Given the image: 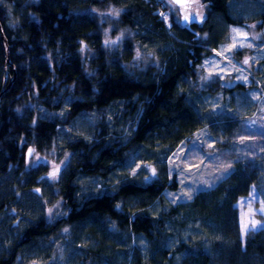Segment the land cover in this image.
<instances>
[{
	"label": "trees",
	"instance_id": "trees-1",
	"mask_svg": "<svg viewBox=\"0 0 264 264\" xmlns=\"http://www.w3.org/2000/svg\"><path fill=\"white\" fill-rule=\"evenodd\" d=\"M160 8L156 0H0V23L11 63L5 70L0 44V228L13 222L10 210L27 208V189L36 184V174L25 168L27 150L47 148L58 128L80 113L98 114L89 139L79 136L67 145L73 160L56 187L66 211L56 220L41 217L30 222L14 236L10 251L0 255V264H11L19 247L36 238H57L65 226L77 229L79 224L90 231L114 226L124 236L143 235L144 253L125 249L127 257L131 253L129 264H171L175 256L178 264H264V229L242 237L235 207L258 176L264 178V146L255 150L262 160L259 167H236L186 204L165 202L164 193L177 186L167 181L164 171L149 181L130 180L102 195L74 199L79 178L105 175L128 160L134 147L155 140L164 153L202 127L207 118L196 100L206 90L227 93L228 87L220 88L218 80L209 77L194 89L203 57L197 53L218 48L229 27L241 25L251 31V26L264 23V10L243 22L231 17L226 7H207L199 29L202 46L195 48V34L179 30L171 19L168 28ZM112 10L118 12L109 17ZM106 20L126 30L123 45L129 52L135 40L142 43L139 38L158 42L154 56L145 58L140 69L128 67L127 56L114 55L103 46ZM113 104L119 107L116 113L108 111ZM42 108L56 114L42 116ZM119 122L121 127L116 128ZM222 123V133H228L230 121ZM185 219L201 223L206 239L170 247L162 234L167 237L172 223L184 226ZM101 238L87 250L90 264L112 250L105 236Z\"/></svg>",
	"mask_w": 264,
	"mask_h": 264
},
{
	"label": "rangeland",
	"instance_id": "rangeland-1",
	"mask_svg": "<svg viewBox=\"0 0 264 264\" xmlns=\"http://www.w3.org/2000/svg\"><path fill=\"white\" fill-rule=\"evenodd\" d=\"M203 2L204 0L191 2V7L186 11L187 15L195 14L199 22L200 19L204 20L207 7L202 5ZM171 5L172 7L159 5L168 28L171 26L169 18L176 26L181 12L180 7L176 10L177 7L172 3ZM263 10L264 7H228L230 16L243 22L256 18ZM117 12L118 10H112L109 17L115 16ZM167 31L172 38L177 39L171 30ZM126 33V30L114 28L113 23L106 20L103 28V46L114 55L127 56L128 67L140 69L142 63L146 61L145 58L154 56L153 51L158 48L159 43L146 42V39L137 36L142 43L135 40L129 52L123 45ZM106 41L109 43L106 44ZM112 41L115 43H111ZM168 51L174 53L173 49ZM175 51L177 52V49ZM197 54L203 57L198 66V78L194 89L207 82L209 77L217 79L220 88L228 87L227 93L219 88L206 90L202 98L196 100L197 108L203 112L207 122L173 150L162 153L160 151L162 146L151 140V143L131 149L129 159L118 163L111 171L105 172V175L79 178L76 194L73 195L76 201L115 190L130 180L149 181L157 173L164 171L167 181L170 183L175 181L177 186L176 190L164 193L165 202L186 204L196 193L220 183L236 167H259L262 160L257 157L258 152L255 150L264 146V24L259 27L251 26V31L240 25L229 27V34L218 48L212 49L211 53L199 51ZM237 86L243 89L236 90ZM118 108L113 104L108 111L116 113ZM52 112L53 110L47 111L42 108L39 114L42 116L56 114ZM234 114L238 117L234 118ZM97 115L80 113L70 124L58 128L51 145L29 154L25 168L36 174L34 179L36 184L27 189L29 192L27 201L23 200L27 208L10 210L13 222L8 220L0 228L2 232L0 255L10 251L14 236L24 230L30 222L41 217L56 220L66 211L62 207L63 201L59 199L61 197H58L56 187L73 160V154L67 145L79 136L89 139ZM224 119L231 123L228 133H222L221 130ZM115 125L116 128L121 127L120 122ZM55 169L59 171L56 177L52 178L50 173ZM235 207L242 237L264 229V212L261 211L264 209L263 177L258 176L250 186L248 194L238 198ZM153 208L150 210L153 211ZM22 212L26 213L23 219L20 218ZM185 220L184 226L172 223L167 237L162 234L165 243L170 247L181 241L206 239L201 223L193 222L191 219ZM86 226L79 224L77 229H74L73 225L65 226L57 238L52 236L36 238L29 244L19 247L11 264H90L86 259L87 250L95 248V244L102 241V235L111 244L112 250L102 254L100 258H95L93 264H129L131 253L127 257L125 249L139 248L141 253H144L147 248L143 235L130 233L124 236L116 232L117 228L114 226H109L108 231L104 229L99 231L96 228L90 231ZM176 258L177 256L172 259L171 264H178Z\"/></svg>",
	"mask_w": 264,
	"mask_h": 264
},
{
	"label": "flooded vegetation",
	"instance_id": "flooded-vegetation-1",
	"mask_svg": "<svg viewBox=\"0 0 264 264\" xmlns=\"http://www.w3.org/2000/svg\"><path fill=\"white\" fill-rule=\"evenodd\" d=\"M164 3V4H163ZM171 3L177 7L176 10L181 8V12L179 13V21L176 23L177 28L192 31L196 40L192 41V45L196 48H201L200 40H202V32L199 30L203 20L200 19V22L196 19L194 21H186L185 24H182L183 17L187 15L186 11H188L189 7H191V2L189 0L188 5H177L173 3V0H156V4L161 7H172ZM205 7H264V0H204L202 3ZM170 20V18H169ZM264 24V23H262ZM246 25V24H245ZM239 26V25H235ZM241 26V25H240ZM245 27V26H244ZM248 29V28H247ZM195 37H193L194 39Z\"/></svg>",
	"mask_w": 264,
	"mask_h": 264
},
{
	"label": "water",
	"instance_id": "water-1",
	"mask_svg": "<svg viewBox=\"0 0 264 264\" xmlns=\"http://www.w3.org/2000/svg\"><path fill=\"white\" fill-rule=\"evenodd\" d=\"M184 4H180V5H184ZM185 23H186V21L183 19L182 20V24H185ZM0 44H1V47H2V50H3V56H4V59H5V65H4V67H5V70H6L7 67L11 65V63H10V59H9V46L7 44V40H6L5 36H4V33L2 31L1 23H0ZM12 79L13 80L15 79V74L13 75V78ZM12 81L9 83V86L11 85ZM5 91H7V89ZM1 94H0V96H1ZM29 150L30 149H28L27 152H26V159H28V157H29V154H30L29 153Z\"/></svg>",
	"mask_w": 264,
	"mask_h": 264
},
{
	"label": "snow or ice",
	"instance_id": "snow-or-ice-1",
	"mask_svg": "<svg viewBox=\"0 0 264 264\" xmlns=\"http://www.w3.org/2000/svg\"><path fill=\"white\" fill-rule=\"evenodd\" d=\"M189 2V0H173V3L174 4H177V5H180V4H184V3H188ZM191 2H195V0H191ZM196 15L195 14H189V15H185L184 17H183V19L185 20V21H194V20H196ZM233 31H238V30H236V29H233ZM107 43H109L108 41H106V44ZM111 43H115V41H112ZM245 63H247V61H245ZM31 152H32V150L30 149L29 150V153L31 154ZM59 171V169H55L54 171H52L51 173H50V176L52 177V178H55L56 177V175H57V172ZM261 211L262 212H264V209H261ZM65 231H67V230H65Z\"/></svg>",
	"mask_w": 264,
	"mask_h": 264
},
{
	"label": "bare ground",
	"instance_id": "bare-ground-1",
	"mask_svg": "<svg viewBox=\"0 0 264 264\" xmlns=\"http://www.w3.org/2000/svg\"><path fill=\"white\" fill-rule=\"evenodd\" d=\"M226 8L228 9V7H226ZM259 14H260V13H259ZM259 14H258V15H259Z\"/></svg>",
	"mask_w": 264,
	"mask_h": 264
},
{
	"label": "built area",
	"instance_id": "built-area-1",
	"mask_svg": "<svg viewBox=\"0 0 264 264\" xmlns=\"http://www.w3.org/2000/svg\"><path fill=\"white\" fill-rule=\"evenodd\" d=\"M162 13V12H161Z\"/></svg>",
	"mask_w": 264,
	"mask_h": 264
}]
</instances>
